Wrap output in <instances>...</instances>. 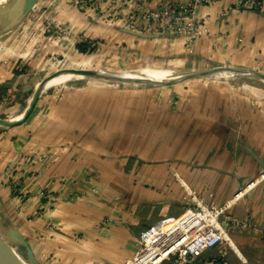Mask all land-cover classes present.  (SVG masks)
I'll list each match as a JSON object with an SVG mask.
<instances>
[{"label":"rangeland","instance_id":"1","mask_svg":"<svg viewBox=\"0 0 264 264\" xmlns=\"http://www.w3.org/2000/svg\"><path fill=\"white\" fill-rule=\"evenodd\" d=\"M66 5L77 8L93 23H101L102 33L96 34L98 36H95L94 41L91 42L83 27L81 28L83 31H77V26L73 29L70 23L59 18V12ZM86 6L89 7L79 0H38L28 13L23 14L24 0H6L5 3L0 4V17L17 16L15 23L18 24L15 30L0 39V52L5 49L7 43L12 47L16 45L29 47L30 41L39 35L44 36L43 38L48 37L53 44L58 41L47 55L27 56L35 57L37 66L33 73L29 72V79L26 80L28 85L25 86L26 89H23L24 97L16 94L19 92L11 96V90H13L11 88L6 90L0 88V96L3 94L7 96L10 92L7 100L3 99V101L0 97V120L15 118L22 115L24 111L26 115L30 112L27 117L25 116L26 118H23L25 120L21 121L22 123L16 122V125L12 126L0 124V238L15 247L26 258L24 259L28 264H70L66 260L69 261L71 258L65 255L63 250L66 242L69 241L79 247L80 244L90 242V237L97 241L98 236L111 231L113 225L118 223L112 214L113 199L111 201L106 197L105 191L102 192V188L99 187L101 173L99 172V176L98 171L94 169L85 179L91 190L98 195L99 208L90 207L88 202H79L81 196H87L81 191L68 193L73 196L60 197L59 193L53 191L52 186L41 185L40 190L35 192L42 173L51 163L52 149L50 146L46 147L48 144L44 142L46 140L44 137L55 130L51 121L57 119L58 113L62 111V107L60 109L58 107V101L60 106L66 102V105L73 104L75 108H78L82 102L89 115L93 112L92 114L100 115L102 120H111L113 117L122 120V128L117 129L118 133H112L109 136L104 134L101 138L111 147L120 148V158L116 165L121 163V171L124 174L120 172V175L123 184H143V187L153 188L150 184L153 183L151 179L138 175L144 166L151 164L150 167L146 166L144 172L154 173V170L160 166L164 167L162 169L164 171L166 164L167 171L173 176L177 164L184 165L183 168L188 169L192 158V148H195V151L197 148L205 149L212 138L226 137L234 143L236 137H244V142H247L244 146L253 157H258V153L252 145L264 143V129L236 127L235 120L217 122L229 118L225 116L224 110L231 113L230 110L233 109L237 110L235 118L241 113L245 119L254 120L256 116L258 120L264 121V82L255 79L226 81L201 75L203 70L218 66H247L224 60L222 56L212 58L205 52H193L186 46L185 36L134 28L131 22L141 20H137L136 16L131 14H124L123 11L127 9L119 10L121 8L119 5L112 7L109 4L100 9L93 7L95 14L90 9L86 10ZM90 26L91 23L84 26V29ZM16 34L17 41L14 42ZM177 37L183 38L185 47L172 44L171 41ZM71 38L72 41L74 40L73 46L75 42H78L77 50L71 47L68 51ZM80 43L87 44L85 51L79 49ZM160 68L189 70L194 78L166 84H147L126 82L106 75L117 71ZM252 70L264 74V71L259 68H252ZM65 71L79 77L74 76L73 79L56 82L42 89L46 79H51L52 76ZM235 80L236 82L232 84L231 82ZM66 89L80 91V93L67 95L64 92ZM38 96L40 97L30 111L34 97L36 99ZM48 105L49 108H47ZM249 105L251 107H248ZM74 107H72L74 112L70 113V116L78 111ZM256 108L258 112L255 111ZM173 109H178L180 112H172ZM240 109H247V111L242 112ZM124 119L137 123L143 119H163L164 125L163 127L149 125L152 127L144 129L146 134H143L142 127L137 129L128 126L127 128V124L123 123ZM245 119L247 123L253 122ZM176 120L179 121L175 122ZM25 127L27 128L24 131ZM59 131L65 130L60 128ZM159 131H163L165 138L161 139ZM73 138L76 137L73 135ZM199 139H206V141L200 143ZM238 142L241 141L238 140ZM74 146L76 147V144L71 142L70 151ZM163 151H167L165 158H163ZM160 154H162V165L159 166ZM177 155L179 156L176 157ZM259 155L261 156L260 153ZM257 160L264 163L260 157ZM116 170L120 171L118 168ZM170 178L171 176H169L170 182L168 181L169 202H159L162 194L165 193L159 191L154 194L157 198L153 203L150 199L154 196H151L149 199L151 203L143 202L132 211L145 214L149 206L159 207L170 204L173 200L178 201L180 211L177 214L162 215L151 224H136V227L142 229L139 237L136 236L135 252L140 247V238L146 229L164 217H179L190 206H197L196 202L192 201L190 191H194L204 202L215 203L205 198V192L200 193L190 185H181L174 177ZM59 179L65 187L68 183L76 181L75 178L68 176H62ZM177 187H180L179 192ZM215 204L219 209H224L226 202ZM66 207L72 208L75 218L65 222L63 211ZM226 212L227 209H224V212L219 215V222L230 237L233 231H243L250 235L249 242L255 245L256 232L260 229L250 220H248L247 228L235 224L230 217H227ZM236 219L240 218L236 217ZM23 242L31 248L30 254L24 253ZM225 247H231L228 241H223L217 249H206L193 258L172 256L167 260H170L171 264H205L214 259L216 264H229ZM234 249L238 250L235 246ZM165 261L162 264H165Z\"/></svg>","mask_w":264,"mask_h":264},{"label":"crops","instance_id":"2","mask_svg":"<svg viewBox=\"0 0 264 264\" xmlns=\"http://www.w3.org/2000/svg\"><path fill=\"white\" fill-rule=\"evenodd\" d=\"M150 1L152 5H156L162 0ZM207 11H209L211 15L206 24L209 34L199 38L195 44H193L191 51L197 53L205 52L212 58L222 56L224 60L227 59L233 63H240L247 66L237 68H259L264 71V13L253 10H238L235 8V0H221L212 6L204 5L199 9L201 15ZM59 13V18L63 19L64 22L70 23L73 29L77 26V31H81L82 29L86 30L85 33L87 37L90 38L91 42L94 41L95 36H98L96 34L102 33L101 29L103 26L100 25L101 23H93V21L82 14L77 8L66 5L63 6ZM90 23V28L84 29V26L90 25ZM16 37L17 34L15 35L14 42L15 40L17 41ZM43 37L41 35L36 38L34 37L30 41L29 47H23L22 45L12 47L7 43L5 49L3 48L4 50H1L0 57H3V59H0V88L3 90L13 89L11 90V96H15L16 92H19L16 94L22 97L25 96L23 89H26L25 86L28 85V81L26 80L29 79V72L33 73L35 71V66H37L35 57L31 58L27 56L30 54H37L38 56L47 55V52H50L52 47L58 42L56 41V43L53 44L48 37ZM72 42H74V40L72 41L71 38L68 51L71 50V47H75V50L78 48V46H76L78 42H75L74 46ZM171 42L173 45L185 47L182 37H177ZM35 50L37 51L35 52ZM27 52L29 54H27ZM63 54H65V52ZM248 71L261 77L260 73L252 70ZM115 77H117V75ZM210 78L217 80L224 79L226 81L228 79H235L223 75ZM261 78L264 79V77ZM181 79L166 83L179 81ZM234 82H236V80L231 83L233 84ZM64 92H66L67 95H71L72 93L76 95L80 93V91L69 89H66ZM8 95L10 96V92ZM8 95L5 96L3 94L0 97L2 100H7L9 99ZM59 102L60 101H58L57 104L59 109L62 107V111L59 110L61 112L58 113V120L55 119L51 121L55 130L56 128L57 130H53L54 132L44 137L46 138L44 142L48 144L46 147L50 146L52 149L51 163L44 170V173H42L40 181L36 185L35 192L40 190L41 185L52 186L51 188L53 191L59 193L60 197L69 196L73 191H81V193L87 196H81L79 202H88L90 207L99 208L100 204L97 202L99 199L98 195L91 190V187L85 179L91 170L94 169L98 171V173H101V183L99 187L102 188V192L105 191L106 197L110 198L111 201L113 199L112 214H114L113 216L118 222L113 225L111 231L98 236L97 241L92 240L93 237H90V242L80 244L79 247H76L75 244H71L69 241L66 242L63 250L65 255L71 258L69 261L66 260L67 263L126 264V261L134 255L137 241L136 236L139 237V233L142 229L141 227H136V224H151L160 219L162 215L179 213V203L177 200L172 201V199H170V201H172L170 204H163L159 207H155L156 205L149 206L145 214L132 211L143 202L151 200L153 203L155 198H157L154 194L159 191L165 192L162 194L163 196H161L159 202H169L168 181L169 176H171V178L174 177L181 185H190L200 193L205 192L204 196L207 200L214 201L218 204L231 201V205L226 212L230 218L237 217L241 220H250L251 223L260 229L256 232L257 239H255V245L249 242L250 235L247 233L245 234L243 231L232 232L231 237L238 250H235L232 246L225 247V255L227 254L229 264H264V163L263 161L259 162V160H257L258 157L264 160V143H258L257 146L252 145L258 153V157H253V155L246 150V146H244V144L247 143L244 142V137H236L234 143L226 137L212 138L210 142L213 144L209 142L207 148H197V151H195V148H192V158L188 169H184V165L180 166L176 163L177 166L173 176L171 172L169 173L167 171L166 164L164 171H162L164 168L160 166L162 165V154L159 155L160 161L158 163L160 168L154 170V173L144 172L146 166L150 167L151 164L144 166L142 172H139L138 175L151 179L153 183L150 184L153 188L143 187V184H123L121 183L122 177L120 175V172L124 174L121 171V163L116 165V162L119 161L120 158V148L117 147L118 149H116L111 147V145L105 143V140L101 138L104 134L109 136L112 133H118L117 129L121 127L122 120L114 119V117L111 120H102L100 115L96 113L92 114L93 112L90 114L92 117L89 118L90 115L87 114L84 103L81 102L78 108H75L73 104L66 105V102L60 106ZM72 107L78 111L70 116L69 114L74 112ZM248 107H251V105ZM47 108H49V105ZM230 111L231 113H228L224 110L225 116L229 117L228 119L225 118L217 122L235 120L236 127L264 129V121L262 119L260 121L256 116L254 120L246 118L249 121H253L252 123H247L244 121L245 118H243L240 112V115H236L235 118L237 110L233 109ZM240 111L246 112L247 109H240ZM255 111L258 112V108H256ZM172 112L178 113L180 110L173 109ZM22 115L12 119L17 120ZM239 118L241 120H239ZM123 121H125L123 123L127 124V128L128 126L132 128L136 127L137 129L142 127L143 134L145 133L144 129L152 127L149 125L154 124L159 127H163L164 125L163 119H143V121L139 123L125 119ZM178 121L179 120H176L175 122ZM26 128L27 127L23 130L25 131ZM60 128L65 131L60 132ZM73 129L75 132L72 131ZM75 129H77V131ZM159 134H161L160 137L162 139L164 137L163 131H159ZM73 135L76 137L75 139ZM248 139L249 138H247V140ZM41 140L43 141L44 139ZM238 140L241 142H238ZM205 141L206 139H199L200 143ZM71 142L75 143L76 147H72L73 149L70 151ZM159 144L162 145V142L159 141ZM164 147L165 145L163 148ZM166 154L167 151H163V158H165ZM178 156L179 155L176 157ZM117 168L120 170L119 172L116 170ZM62 176L75 178L76 181L68 183L65 187V184L63 185L59 179ZM251 183L253 184L249 186ZM174 185L176 186L175 183ZM62 186H64V188ZM179 191L180 187H177V192ZM68 193L71 194L68 195ZM141 193H143V195H141ZM151 196L154 197L150 199ZM38 205L39 203L37 207ZM63 212L65 222L68 219L71 221L75 218L72 208L66 207ZM23 249L24 253L28 252L25 245ZM214 249H217V247ZM165 264H171L170 260L165 261ZM205 264L216 263L213 259Z\"/></svg>","mask_w":264,"mask_h":264},{"label":"built area","instance_id":"3","mask_svg":"<svg viewBox=\"0 0 264 264\" xmlns=\"http://www.w3.org/2000/svg\"><path fill=\"white\" fill-rule=\"evenodd\" d=\"M121 1L79 0L89 5L90 8L86 6L85 9L92 10L93 14L96 12L93 7L100 9L109 4L112 7L119 5V10L127 9L123 11L124 14H131L141 20L132 21V27L148 32L185 36L186 46L191 50L199 38L209 34L206 24L211 15L209 11L201 15L200 7L212 6L221 0H162L156 5H152L150 0ZM235 8L264 13V0H235ZM189 194L197 206H190L179 217H164L146 229L141 235L140 247L127 264H162L172 256L196 257L206 249L219 246L223 241L232 244V238L219 222V215L229 208L231 201L226 202L224 209H219L215 203L200 200L194 191ZM231 220L244 228L248 227L249 222L246 220Z\"/></svg>","mask_w":264,"mask_h":264},{"label":"bare ground","instance_id":"4","mask_svg":"<svg viewBox=\"0 0 264 264\" xmlns=\"http://www.w3.org/2000/svg\"><path fill=\"white\" fill-rule=\"evenodd\" d=\"M6 0H0V4L5 3ZM17 19V16H11L10 18H5V17H0V39L12 32L16 27L17 23H15ZM226 66H218L216 68L212 69H206L201 72L202 76L205 77H220L221 75L226 76L228 78H235V79H244V80H249V79H255V80H260L264 82V79L261 77H264L263 73H260L258 71L248 69V68H237V67H226ZM248 70L255 71L257 73L261 74V77H259L257 74L250 72ZM81 73H85L83 71H80ZM102 74V73H101ZM109 77H115L114 79L117 80H122L126 82H140V83H152V84H166V82H170L176 79H181V80H186L189 78H194L193 74L190 73L189 70H182V69H168V68H160V69H150V70H131V71H120L117 73L113 74H106ZM75 77H79L75 75L74 73L71 72H60L57 75H54L51 77V79H47L44 81V85L42 89H45L47 87H50L52 84L56 82H61L65 81L68 79H73ZM179 80V81H181ZM177 82V81H175ZM172 83V82H171ZM35 102V97L32 101V105L30 110L32 109L33 105ZM26 112H23V115L17 119H8V120H0L1 125H12L15 124L16 122H21L26 118ZM232 244L231 246L234 248V246L237 248L236 244L231 240ZM0 244L1 246L5 249L7 254L11 257L13 262L15 264H28L27 261H25V257L17 251L15 247H13L11 244L6 242L5 240L0 238ZM25 258V259H24Z\"/></svg>","mask_w":264,"mask_h":264},{"label":"water","instance_id":"5","mask_svg":"<svg viewBox=\"0 0 264 264\" xmlns=\"http://www.w3.org/2000/svg\"><path fill=\"white\" fill-rule=\"evenodd\" d=\"M38 0H24V8H23V14H26L28 13L34 6L35 4L37 3ZM19 17V16H18ZM41 96V95H40ZM38 96L36 99H35V102H34V105L36 103V101L38 100V98L40 97ZM33 105V106H34ZM33 108V107H32ZM31 111V110H30ZM30 114V112L27 114V116ZM26 116V117H27ZM25 120V119H24ZM22 123V122H21ZM17 124H20V123H17ZM12 125H16V124H12ZM12 125H7V126H12ZM24 243V242H23ZM24 245L26 246V248L28 249V252L27 254H30L31 253V248L29 247L28 244L24 243ZM0 264H15L13 262V260L11 259V257L7 254V252L5 251V249L1 246L0 244Z\"/></svg>","mask_w":264,"mask_h":264},{"label":"trees","instance_id":"6","mask_svg":"<svg viewBox=\"0 0 264 264\" xmlns=\"http://www.w3.org/2000/svg\"><path fill=\"white\" fill-rule=\"evenodd\" d=\"M79 49H81L82 51H85L87 49V44L86 43H80Z\"/></svg>","mask_w":264,"mask_h":264}]
</instances>
